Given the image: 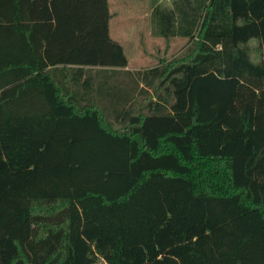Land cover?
<instances>
[{
  "label": "trees",
  "instance_id": "trees-1",
  "mask_svg": "<svg viewBox=\"0 0 264 264\" xmlns=\"http://www.w3.org/2000/svg\"><path fill=\"white\" fill-rule=\"evenodd\" d=\"M152 16L130 71L108 0H0V264H264V0Z\"/></svg>",
  "mask_w": 264,
  "mask_h": 264
},
{
  "label": "rangeland",
  "instance_id": "rangeland-1",
  "mask_svg": "<svg viewBox=\"0 0 264 264\" xmlns=\"http://www.w3.org/2000/svg\"><path fill=\"white\" fill-rule=\"evenodd\" d=\"M174 1L108 0L110 36L122 46L130 71L144 70L170 61L187 47L185 38L165 39L154 31L153 9L170 8ZM249 47L254 60L264 58V47L258 50L255 42H250Z\"/></svg>",
  "mask_w": 264,
  "mask_h": 264
}]
</instances>
